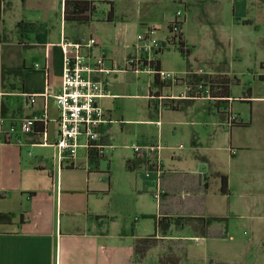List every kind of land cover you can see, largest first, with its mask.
<instances>
[{
  "label": "crops",
  "instance_id": "0c3cea01",
  "mask_svg": "<svg viewBox=\"0 0 264 264\" xmlns=\"http://www.w3.org/2000/svg\"><path fill=\"white\" fill-rule=\"evenodd\" d=\"M178 1L187 11L183 23V40L190 50L187 66L178 69L179 51L168 48L158 56L160 68L190 82H197L202 75H226L215 69L209 55L198 53L196 32L206 33L211 42L215 36L210 29L214 27L217 41L230 42L240 50L245 42L234 39L230 31H240L246 20L232 17L226 25L217 23L211 28L206 25L210 14L219 13L228 0H216L220 3L217 10H212L215 5L211 0ZM65 2L0 0V215H10L0 222V264H159L160 258L170 254L183 264H264V123L260 118L264 96L255 95L252 88L247 94L248 88L238 97L230 88L228 98L232 101L217 107L212 100L220 119L207 123L203 130H194L187 127L185 119L163 123L161 117L166 111L186 113L199 99L164 103L149 95L160 106V119L147 121L157 126V134L137 143L162 141L165 174L160 181L154 176L146 178L147 163L136 158L130 147L133 154L124 155L126 168L116 181L110 168L115 154L114 125L122 122L124 130L125 121L135 120H127L120 110H114V101L129 94H121L111 85L133 72L126 61L139 50L133 46L137 49L133 53L125 45L120 54L114 51L111 31L130 25L128 20L123 22L126 18L119 21L115 6L112 21L98 16L101 9L96 4L93 20L79 24L65 20ZM174 17L168 20L161 40L168 37ZM247 21L246 25L252 24ZM20 22L32 24L33 29L22 35ZM149 28L153 29L147 26L146 30ZM89 37L99 43L90 53L104 55L106 68L111 70L109 74H92L104 84L106 93L98 100L106 113L99 140L103 153L96 155L94 151L90 157L82 138L71 165L55 146L60 117L55 95L61 90L64 67L61 43ZM10 71L21 76L6 74L3 80V72ZM183 89L182 82L168 85L160 96H174ZM229 107L240 121L232 127L226 124L223 112ZM25 120H35L38 130L44 132L33 129L23 133ZM12 126L17 130L11 141H6L4 132ZM222 175L228 180V194L221 191ZM180 176L181 212L174 214L173 201L163 188H169ZM158 191L162 192L159 199L155 197ZM164 217L214 220L206 227L196 221L182 227L171 225L163 236L157 221ZM173 227L184 234H171ZM144 239L152 246L142 255L137 244ZM183 241H194L201 248L190 252Z\"/></svg>",
  "mask_w": 264,
  "mask_h": 264
},
{
  "label": "rangeland",
  "instance_id": "374dc122",
  "mask_svg": "<svg viewBox=\"0 0 264 264\" xmlns=\"http://www.w3.org/2000/svg\"><path fill=\"white\" fill-rule=\"evenodd\" d=\"M108 2L114 4L118 15H120L119 21L122 22L126 18L123 22L128 20L130 24L128 27L119 25L118 32L113 31V33L111 31V43L117 54L122 52L125 45H128L129 50L134 53L137 49H133V46L136 47L138 45V36L145 32L147 26L157 29L156 34L158 39H160L163 38L168 20L172 15H175L177 11H181L183 16L187 14L185 7L178 0H97V4L100 5L101 9L98 16L107 17L111 6V3ZM211 4L215 5L212 10H217L218 5L220 6V3L216 0H211ZM220 10L217 14H210V18L206 21L209 23L206 25L210 27L217 23L226 25L232 17H235L236 21L251 20L252 24H242L240 31H237L238 29L230 31L234 39H242L245 45L240 50H237L234 45L229 44L230 42L220 43L216 39L218 36L217 31L213 27L210 30L214 33L215 38L213 37L211 42L208 41L206 33L196 32V49L198 53L203 57L209 55L217 65L215 69L229 75L232 80L231 90L234 96H242L243 92L248 88H252L255 95L264 96V81L259 78L260 75L264 76V0H228L225 7ZM203 11L205 13V10ZM177 57L178 69L186 68L187 59L179 52H177ZM124 77L125 79H121V81H115L111 87L117 88L121 94H129V97H121L115 100L113 108L114 110H120L125 119L135 120V122L125 121L124 130L122 122H115L116 124L114 125L116 128H114L112 134L115 138L113 141L115 147L112 151L115 154L111 159L110 168L115 175L116 181L121 178L123 169L126 168V162L123 159L124 155L133 154L130 148L131 145L143 142L157 134V126L155 124L151 125L147 121L160 119L158 117L160 106L157 101L149 99L150 90H157V87L153 86L154 75L145 72H129ZM166 92L167 90L164 91V93ZM140 95L147 97H141ZM237 103L239 107H244L240 106L239 102ZM164 113L165 115L161 117L163 123L168 120L185 119L189 122L187 127L194 130H203L207 123L220 119L213 101L207 98L194 102L188 107L186 113L178 114L168 111ZM260 118L264 123V110ZM178 142L185 144V141ZM103 169L107 171V165ZM181 178L183 179L182 176L175 179L169 188H163V191H168L169 199L173 201L174 214L181 212L180 193L183 181ZM214 185L215 183H212L213 187ZM171 234L184 233L173 227ZM183 243L185 247L189 248L190 252L201 248L194 241H183Z\"/></svg>",
  "mask_w": 264,
  "mask_h": 264
},
{
  "label": "built area",
  "instance_id": "2783aa9c",
  "mask_svg": "<svg viewBox=\"0 0 264 264\" xmlns=\"http://www.w3.org/2000/svg\"><path fill=\"white\" fill-rule=\"evenodd\" d=\"M184 16L181 11H177L173 21L169 26V35L165 40H160L155 35V29H147L138 36L139 54L130 57L126 61L129 70L136 73H148L157 75L159 81L163 84L175 86L182 82L184 89L174 96L161 95L159 100H196L210 98L208 86L204 82H190L174 72L157 69L158 56L166 49L172 48L179 51L187 50L180 46L184 42L183 37ZM95 37L83 38L79 41H70L64 39L61 47L64 52L63 80L59 93L55 95L56 103L60 110L58 119V139L55 146L59 150L62 158L73 165L78 149L81 146V139H85L87 149H97L102 154L103 148L99 143L100 128L106 122V113L99 105L98 100L104 96L105 86L101 82L92 78L94 73L109 74L111 70L106 68V58L104 55H92L90 50L98 45ZM88 50V53H84ZM150 98H154L151 97ZM232 101V98L225 99ZM226 124L232 127L240 123L237 115H234L230 109H225ZM46 117H44L45 119ZM35 120H25L21 124V131L28 134L33 131ZM158 126L161 122L156 123ZM16 127L12 126L4 132L6 141H11L12 134L16 132ZM132 149L136 158L143 159L148 169L145 171L146 178H152L160 181L165 174L162 150L164 145L160 139H155L146 144L134 143ZM183 148V145L179 146ZM162 192L155 194L156 198H161Z\"/></svg>",
  "mask_w": 264,
  "mask_h": 264
},
{
  "label": "trees",
  "instance_id": "16d2710c",
  "mask_svg": "<svg viewBox=\"0 0 264 264\" xmlns=\"http://www.w3.org/2000/svg\"><path fill=\"white\" fill-rule=\"evenodd\" d=\"M111 3L110 10L107 14V20L112 21L113 15H114V4ZM97 2L91 1V0H66L65 2V9H64V17L65 20L68 22H75L79 24H86L90 23L96 12H97ZM246 24H249V21H245ZM31 29H33V25L26 23V22H20L18 23V30L23 35L26 32H30ZM183 39V37H182ZM180 46L184 47L185 42H180ZM181 52L182 56L184 58H187L190 54V50H179ZM157 69H160V61L157 62ZM14 75V76H21L20 72L18 71H10V72H3L2 79L4 80L5 75ZM261 80H264L263 76H260ZM197 82H204V86H208L210 90V98L211 100L215 101V104L217 107L219 103H228V97L230 96V88L232 80L227 75H202L198 77ZM153 86L159 88L155 92L150 90V96L154 97V99H158L160 96V91L162 88L167 87L168 85L163 84L159 81V78L157 75H154V81ZM152 87V86H151ZM250 93V88L247 91V94ZM226 109H230L226 108ZM220 114L223 115V113L220 111ZM38 122L34 123V128L38 133L44 132L43 129L40 131L37 128ZM237 125V124H235ZM234 126V125H233ZM89 155L93 158V152L95 151L96 155H99V152L97 149L89 148ZM222 187L221 191L224 194H228L229 188H228V180L225 175H222ZM9 214H1L0 215V222H3L5 219H9ZM211 220L214 219H207V218H193V217H164L163 219H159L157 221V227L158 230L163 236H166L167 231L171 225H175L178 227H182L185 224H192V222H201L205 227L211 222ZM154 241H152L153 243ZM154 244V243H153ZM137 246L142 249V255L145 254V252L152 246L148 243V239L139 240ZM159 264H183L179 257H177L174 254L166 255L160 258Z\"/></svg>",
  "mask_w": 264,
  "mask_h": 264
}]
</instances>
